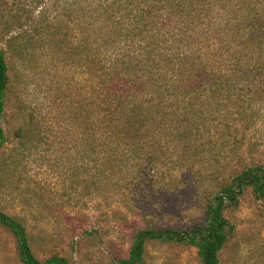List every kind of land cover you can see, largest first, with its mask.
<instances>
[{
	"label": "trees",
	"instance_id": "1",
	"mask_svg": "<svg viewBox=\"0 0 264 264\" xmlns=\"http://www.w3.org/2000/svg\"><path fill=\"white\" fill-rule=\"evenodd\" d=\"M36 3L33 27L6 39L0 30V156L11 138L19 148L43 138L33 112L19 105L12 119L7 109L19 66L47 41L43 56L82 75L69 160L72 187L82 185L72 200L95 211L85 215L88 234L109 230L111 219L131 229L127 256L112 264H140L153 238L220 264L235 229L226 209L248 193L264 199V0ZM246 78L257 85L241 87ZM181 196L198 202L201 217L183 229L155 227V206ZM0 224L19 264H74L62 249L39 257L20 216L0 209Z\"/></svg>",
	"mask_w": 264,
	"mask_h": 264
},
{
	"label": "rangeland",
	"instance_id": "2",
	"mask_svg": "<svg viewBox=\"0 0 264 264\" xmlns=\"http://www.w3.org/2000/svg\"><path fill=\"white\" fill-rule=\"evenodd\" d=\"M39 9L36 0H0V30L4 39L16 33L19 25L24 29L33 27ZM45 37L47 39L48 35ZM35 49L31 63L19 66L7 118L13 119L19 105L25 114L33 112V120L42 125L43 138L37 141L32 137V141L20 148L11 138L4 147L0 156V209L24 220L35 235L34 249L39 257L62 249V252L69 253L74 264H112L115 256H127L132 241L131 229L111 219L109 230L94 232L90 236V225L85 215L95 211L83 207L81 200L73 201L71 198L72 193L79 197L82 188L79 184L75 189L72 187L69 160L74 153L76 127L71 110L72 102L75 103L74 95L80 91L82 83L80 67L74 70L66 61L57 65L55 58L43 56L44 51L50 50L47 41L43 47L35 45ZM252 80L246 78L238 84L241 87L257 85L251 84L254 83ZM154 200L152 198L150 203ZM182 200V196L170 197L162 206L156 205L155 209L160 212H154L156 218L155 214L151 216L159 221L155 227L169 225L183 229L201 217V209L195 199L191 202L193 205ZM75 202L78 203L75 205ZM119 207L122 208V204ZM224 215L235 229L221 252L220 264H264V199L256 200L248 193L241 198L238 208H228ZM0 264H19L15 239L1 224ZM140 264L199 262L195 247L153 238L147 240Z\"/></svg>",
	"mask_w": 264,
	"mask_h": 264
}]
</instances>
